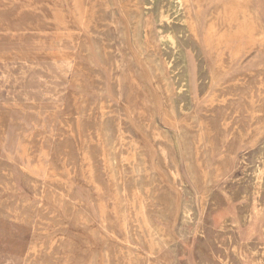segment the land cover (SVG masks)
<instances>
[{
  "label": "rangeland",
  "instance_id": "rangeland-1",
  "mask_svg": "<svg viewBox=\"0 0 264 264\" xmlns=\"http://www.w3.org/2000/svg\"><path fill=\"white\" fill-rule=\"evenodd\" d=\"M0 43V264H264V0H0Z\"/></svg>",
  "mask_w": 264,
  "mask_h": 264
},
{
  "label": "bare ground",
  "instance_id": "bare-ground-1",
  "mask_svg": "<svg viewBox=\"0 0 264 264\" xmlns=\"http://www.w3.org/2000/svg\"><path fill=\"white\" fill-rule=\"evenodd\" d=\"M184 1V0H182ZM156 15V14H155ZM156 17V16H155ZM154 17V18H155ZM156 20V19H155ZM168 27V26H167ZM113 29V28H112ZM167 29V28H166ZM158 33V31H157ZM159 34V33H158ZM169 43V42H168ZM168 46V44H167ZM13 50H19V48H11L8 45H4L0 43V57L5 56L7 53L10 55H13ZM34 50V49H33ZM36 51V52H35ZM34 53L38 55H43V52L45 50H35ZM43 51V52H42ZM99 51V50H98ZM93 52V51H92ZM7 54V55H8ZM44 56V55H43ZM95 58V57H94ZM176 59V57H175ZM119 69H120V83L124 80H128L130 84L135 85L137 84V80L135 77H133L131 74L127 73L126 66L124 62L119 63ZM108 77V76H107ZM205 77V75H204ZM108 80V78H107ZM203 85V84H202ZM152 86V85H151ZM6 91V89H4ZM77 91V90H76ZM81 91V90H80ZM204 91V90H203ZM9 95V94H7ZM243 100L242 98L240 101ZM147 102V101H146ZM239 105V104H238ZM264 104H262L263 106ZM161 108V107H159ZM237 108V107H236ZM217 109V108H216ZM14 113V112H13ZM14 117V116H13ZM222 117V116H221ZM22 118L14 117V119L11 118V124L9 125L7 136L4 142V150L7 154H15L16 158H19V156L25 157L28 154L30 143L32 138L34 137V133L36 132L34 130L35 122L31 121L30 118L22 119L23 121H19ZM153 121V120H152ZM237 121V120H236ZM132 126V125H131ZM43 127H44V133L46 134L47 129V123L43 121ZM242 127V126H241ZM243 129V127L241 128ZM167 133V131H166ZM193 136V135H192ZM236 136V135H235ZM236 138V137H235ZM234 138V139H235ZM46 141V140H45ZM235 142V140H234ZM235 145V144H234ZM234 147V146H233ZM151 153V152H150ZM151 155V154H150ZM151 158V157H150ZM151 164V163H150ZM17 166V165H16ZM150 169V168H149ZM151 170V169H150ZM18 171V170H17ZM154 172V171H152ZM151 172V173H152ZM14 174V173H13ZM16 177V176H15ZM20 183V181H19ZM170 189V188H169ZM178 199V198H177ZM45 201V200H44ZM46 202V201H45ZM186 202V200L184 201ZM48 204V203H47ZM183 204V203H182ZM50 205V204H49ZM53 205V204H52ZM56 205V204H55ZM177 205V204H176ZM54 208V207H53ZM177 208V207H176ZM182 215V214H181ZM65 217V216H64ZM174 220V218H173ZM181 228V227H180ZM179 228V229H180ZM179 231V230H178ZM180 233V232H178ZM173 235V234H172ZM184 237V236H183ZM140 238V237H139ZM206 241V240H205ZM120 244V243H119ZM213 244V243H212ZM254 246V245H253ZM214 247V246H213ZM172 249V248H171ZM44 252V251H43ZM43 254V253H42ZM237 263V262H236Z\"/></svg>",
  "mask_w": 264,
  "mask_h": 264
}]
</instances>
